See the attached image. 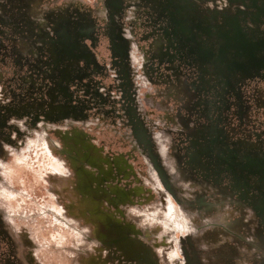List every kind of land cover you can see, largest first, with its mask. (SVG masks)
Here are the masks:
<instances>
[{"label": "rangeland", "instance_id": "rangeland-1", "mask_svg": "<svg viewBox=\"0 0 264 264\" xmlns=\"http://www.w3.org/2000/svg\"><path fill=\"white\" fill-rule=\"evenodd\" d=\"M0 264H264V0H0Z\"/></svg>", "mask_w": 264, "mask_h": 264}, {"label": "flooded vegetation", "instance_id": "flooded-vegetation-1", "mask_svg": "<svg viewBox=\"0 0 264 264\" xmlns=\"http://www.w3.org/2000/svg\"><path fill=\"white\" fill-rule=\"evenodd\" d=\"M203 1H206V0H203ZM247 45H248V48H250L251 50L254 51V49H255L254 45H251V44H247ZM60 168H61V170H60ZM60 168H58V169L63 173L62 167H60ZM79 189H81V187ZM91 211H93V213H94L93 219L96 218L99 221L98 226H99L100 230L103 231L102 237L105 239L106 243H108V244L114 243L116 245V247L118 249H120V251H122V253H124V254L125 253L129 254L130 252H134L135 249L138 248L137 242L127 235V232L133 229L132 227L124 226L121 223H119L118 221H116V220L114 221L110 217V215H107L103 212H100L97 209V206L91 207ZM121 230L123 232H121ZM124 243L127 244L126 250H129L130 252L129 251L125 252V244Z\"/></svg>", "mask_w": 264, "mask_h": 264}, {"label": "bare ground", "instance_id": "bare-ground-1", "mask_svg": "<svg viewBox=\"0 0 264 264\" xmlns=\"http://www.w3.org/2000/svg\"><path fill=\"white\" fill-rule=\"evenodd\" d=\"M169 4H171V5H175V1L176 0H166ZM186 2H195V0H185ZM196 1H202V0H196ZM246 52H248V53H250V55H253L254 53V51L253 50H251L250 48H248V46L246 47ZM169 162V161H168ZM157 211H163V209H158ZM164 217H166V216H163L161 213H156V215H155V218H157V219H159V218H164ZM148 218L146 217V220H147ZM166 220V219H165ZM125 244V252L126 251H129V250H126L127 248V244L126 243H124ZM130 252V251H129ZM125 255H127L126 253H125Z\"/></svg>", "mask_w": 264, "mask_h": 264}]
</instances>
